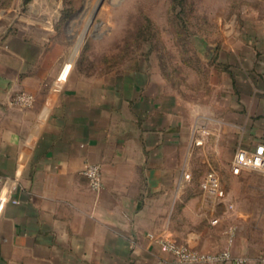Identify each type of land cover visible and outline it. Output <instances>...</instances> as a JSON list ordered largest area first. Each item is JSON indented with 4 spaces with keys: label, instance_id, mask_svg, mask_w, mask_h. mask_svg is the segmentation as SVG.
Wrapping results in <instances>:
<instances>
[{
    "label": "crops",
    "instance_id": "0c3cea01",
    "mask_svg": "<svg viewBox=\"0 0 264 264\" xmlns=\"http://www.w3.org/2000/svg\"><path fill=\"white\" fill-rule=\"evenodd\" d=\"M61 1L0 6V264H180L149 233L260 264L264 171L232 164L264 144V22L225 43V105L206 110L152 72L80 70L55 39ZM20 92L32 105L12 102ZM207 170L224 197L202 189Z\"/></svg>",
    "mask_w": 264,
    "mask_h": 264
},
{
    "label": "rangeland",
    "instance_id": "374dc122",
    "mask_svg": "<svg viewBox=\"0 0 264 264\" xmlns=\"http://www.w3.org/2000/svg\"><path fill=\"white\" fill-rule=\"evenodd\" d=\"M8 2L0 0V6ZM61 2L55 39L80 70L152 72L193 105L216 111L223 109L228 87V62L220 51L226 53L230 38L243 39L245 31L264 22V0ZM73 50L78 52L71 58ZM212 147L205 148L209 157ZM224 148L220 154H226ZM260 181L257 174L254 182Z\"/></svg>",
    "mask_w": 264,
    "mask_h": 264
},
{
    "label": "built area",
    "instance_id": "2783aa9c",
    "mask_svg": "<svg viewBox=\"0 0 264 264\" xmlns=\"http://www.w3.org/2000/svg\"><path fill=\"white\" fill-rule=\"evenodd\" d=\"M34 101V96L30 93L20 92L13 97V103L20 106H30ZM205 138L196 141L198 145L204 144ZM243 169L264 171V144L260 143L254 149L240 148L236 152L232 170L235 173ZM83 174L88 178L90 187L98 190L103 186L102 167L99 163H89L83 170ZM190 177V174H186ZM202 189L209 195L217 198L225 196L220 177L214 170H207L201 181ZM17 201V200H15ZM235 227H229V244H232ZM149 238L158 243L167 252L171 253L174 261L180 264H209L221 261H231L233 264H247L248 257H234L230 248L220 251H201L188 244L178 242L176 239L166 235H156L149 233ZM260 264H264V257L260 259Z\"/></svg>",
    "mask_w": 264,
    "mask_h": 264
},
{
    "label": "trees",
    "instance_id": "16d2710c",
    "mask_svg": "<svg viewBox=\"0 0 264 264\" xmlns=\"http://www.w3.org/2000/svg\"><path fill=\"white\" fill-rule=\"evenodd\" d=\"M84 56H86V55H83V57H82V58H86V57H84Z\"/></svg>",
    "mask_w": 264,
    "mask_h": 264
}]
</instances>
